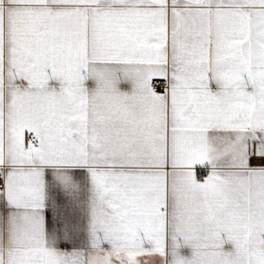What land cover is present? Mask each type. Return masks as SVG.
<instances>
[{"label":"snow or ice","instance_id":"snow-or-ice-1","mask_svg":"<svg viewBox=\"0 0 264 264\" xmlns=\"http://www.w3.org/2000/svg\"><path fill=\"white\" fill-rule=\"evenodd\" d=\"M0 264H264V0H0Z\"/></svg>","mask_w":264,"mask_h":264}]
</instances>
